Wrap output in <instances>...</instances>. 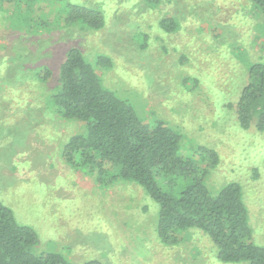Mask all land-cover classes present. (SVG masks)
<instances>
[{
  "label": "rangeland",
  "instance_id": "obj_1",
  "mask_svg": "<svg viewBox=\"0 0 264 264\" xmlns=\"http://www.w3.org/2000/svg\"><path fill=\"white\" fill-rule=\"evenodd\" d=\"M59 2L100 8L104 27L28 31L0 6V203L35 231L36 252H59L70 264H223L196 229L175 246L162 245L157 205L117 167L104 166L98 182L94 168L64 161L63 145L85 127L61 118L49 99L72 47L142 121L160 119L178 131L184 157L198 146L216 152L206 187L216 194L239 184L251 240L264 247V133L253 124L243 130L235 115L248 69L264 65L260 11L247 0ZM55 5L42 2L39 16L53 17ZM165 18L176 22L175 31L161 28ZM15 56L24 67L13 63ZM99 56L109 66L95 64ZM45 65L52 76L40 82Z\"/></svg>",
  "mask_w": 264,
  "mask_h": 264
},
{
  "label": "trees",
  "instance_id": "obj_2",
  "mask_svg": "<svg viewBox=\"0 0 264 264\" xmlns=\"http://www.w3.org/2000/svg\"><path fill=\"white\" fill-rule=\"evenodd\" d=\"M44 1L56 3L53 17L51 12L46 18L39 16ZM247 1L264 21V0ZM0 6H8L10 20L14 24L22 21L28 31L73 26L95 31L105 25L100 8L59 0H0ZM160 26L166 32L177 28L170 18L163 19ZM21 59L15 56L13 63L24 67ZM95 64L107 67L110 62L99 56ZM37 76L45 82L52 73L45 65ZM247 77L235 104L237 123L243 130L253 124L264 133V65H252ZM49 101L61 118L85 127L83 134L63 145L64 161L74 168H94L98 182L106 172L104 166L117 167L122 179L140 186L157 205L156 233L162 245L175 246L187 230L196 229L213 243L220 263L264 264V247L251 240L239 184L228 183L212 194L204 183L205 175L218 163L215 151L198 146L190 157H184L178 131L160 119L142 121L127 101L103 86L94 65L73 47L67 49L59 66L58 86ZM175 187V194L167 192ZM37 243L35 231L18 224L11 210L0 203V264H70L59 252L38 254Z\"/></svg>",
  "mask_w": 264,
  "mask_h": 264
}]
</instances>
